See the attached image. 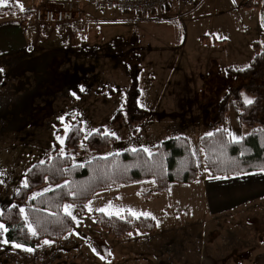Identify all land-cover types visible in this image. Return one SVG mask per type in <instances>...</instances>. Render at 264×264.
<instances>
[{"label":"rangeland","instance_id":"obj_1","mask_svg":"<svg viewBox=\"0 0 264 264\" xmlns=\"http://www.w3.org/2000/svg\"><path fill=\"white\" fill-rule=\"evenodd\" d=\"M40 1L4 0L0 5L15 4L24 10ZM235 1L203 0L198 11L188 13L191 8L181 6V18L174 11L167 20L140 21L152 14L101 9L86 1L82 3L84 16L66 25L21 22L18 16L0 18V213L14 202L13 194L24 184L26 170L50 155L54 142L59 152L70 153L73 163L95 156L85 139L99 127L117 138L101 155L138 147L150 151L158 142L183 134L190 140L196 161H203L199 138L211 131L226 100L224 127L229 138L248 133L250 128L240 122L230 92L249 79L227 68L247 66L256 38L235 33L231 9ZM201 34L220 40L207 46ZM130 72L138 77L139 104L147 113L138 125L128 122L125 115L112 121L122 107ZM181 83L195 88L174 90ZM260 83L264 91V80ZM241 93L243 100L245 96L252 100L243 89ZM190 121L193 128L183 126ZM77 122L84 139L77 151L69 152L64 138ZM154 185L153 179H147L97 191L86 202V214L78 213L71 202L64 203L73 205L75 228L50 240L51 245L42 239L32 252L4 243L0 229V264H207L205 244L200 243L198 249L192 244L197 237L191 227L194 216L180 215L175 209L174 189L171 193L151 191ZM48 188L43 185L33 195ZM168 198L171 208L166 211ZM100 208L107 215L128 209L151 213L157 229L115 238L94 224Z\"/></svg>","mask_w":264,"mask_h":264},{"label":"trees","instance_id":"obj_2","mask_svg":"<svg viewBox=\"0 0 264 264\" xmlns=\"http://www.w3.org/2000/svg\"><path fill=\"white\" fill-rule=\"evenodd\" d=\"M255 4L254 0H247L243 6ZM30 14V11L21 10L15 4L0 5V18L18 16L24 22ZM261 27L264 31V26ZM253 48L256 52L246 67L227 68L229 73L242 74L249 79L246 84L230 92V96L237 103L240 122L248 126L250 131L239 142H232L224 127V100L219 117L212 124L215 128L211 132L213 135L205 134L199 141L204 153L205 169L211 176L264 170V91L260 83L264 80V50L258 42L253 43ZM129 78L122 107L115 112L112 121H119L125 115L128 122L138 125L147 118V113L139 104L137 75L130 72ZM242 89L253 97L252 104L244 102ZM83 139L81 123H74L65 135L63 146L69 152L77 151ZM116 141L117 138L103 127L97 128L85 139L87 147L95 156L83 163H73L70 153L59 152L58 144L54 142L51 154L26 170L28 186H20L13 194L14 202L1 211L0 222L8 229L4 232V239L30 248L36 247L42 239L57 240L75 228V221L63 210L64 203L71 202L78 213L86 214L85 203L93 194L114 185L153 179L155 190L165 192L170 182L192 183L197 179L196 157L190 141L184 135L164 139L148 152L138 147L101 155ZM43 185H49V188L33 195ZM21 208L24 209L23 213ZM29 224L35 229V236L29 231ZM94 224L115 238L133 232H152L156 228L152 217L137 218L128 212L118 216L98 211L94 214Z\"/></svg>","mask_w":264,"mask_h":264},{"label":"crops","instance_id":"obj_3","mask_svg":"<svg viewBox=\"0 0 264 264\" xmlns=\"http://www.w3.org/2000/svg\"><path fill=\"white\" fill-rule=\"evenodd\" d=\"M246 1L236 0V5L231 8L235 12L233 15L235 18L233 24L235 33L241 34V36H245L249 40L256 38L252 40V47L254 42H258L261 49L264 50V31L261 27L264 0H254L256 2L255 5L244 7L243 4ZM202 2L203 0H200L187 13L194 10L198 11ZM180 7L176 6L167 11H159L152 14V17L141 19L140 21H149L157 18L167 20L174 15V11L181 18ZM199 38L207 43V46L210 45L208 43L216 45L220 40L216 36L209 37L208 34H201ZM149 48L154 49L155 47L149 46ZM255 52L254 49L253 56ZM180 88L192 90L195 86L184 85L183 83L174 86V90H180ZM186 99L189 101L190 107L195 105L191 100V96H187ZM192 123L190 121L189 124H184L183 126H192ZM214 129L211 125L209 133ZM196 160H198L197 157ZM197 166L198 176L195 181L192 183L170 182L168 190L161 192L171 193L174 189L175 209L180 215L190 213V215L194 216L195 222H192L191 227L194 228L192 229L194 230L193 234L197 237L194 240L195 242L192 243L193 246L198 249L201 247L200 243L202 244L203 242L205 244L204 247L208 252L207 264H264V170H251L234 175L211 176L205 169L204 156L203 161H197ZM153 189L155 190V185L151 188V191ZM168 200L169 203H165L164 207L166 211L171 208L170 198ZM125 212L131 214V212L124 210L120 215ZM182 227L184 225L180 228ZM156 229L157 224L154 231L142 233H155ZM71 232H68V234ZM136 233L138 232L131 234L134 235ZM128 236L129 234L124 237Z\"/></svg>","mask_w":264,"mask_h":264},{"label":"built area","instance_id":"obj_4","mask_svg":"<svg viewBox=\"0 0 264 264\" xmlns=\"http://www.w3.org/2000/svg\"><path fill=\"white\" fill-rule=\"evenodd\" d=\"M52 1V3H47ZM86 1L97 8H113L129 14H155L172 7H195L200 0H41L30 11L28 22L49 25L71 24L84 16L82 3ZM26 21V22H27Z\"/></svg>","mask_w":264,"mask_h":264},{"label":"snow or ice","instance_id":"obj_5","mask_svg":"<svg viewBox=\"0 0 264 264\" xmlns=\"http://www.w3.org/2000/svg\"><path fill=\"white\" fill-rule=\"evenodd\" d=\"M0 2H4V0H0ZM0 71H2V69H0ZM80 90H81V91H84V89H83L82 87H81ZM73 95H75V93H73ZM241 96H244V94L241 93ZM244 102H245L246 104H252V103H253V101H252L251 99L247 98L246 96L244 97ZM112 135H115V133H112ZM207 135L211 136V135H213V133H208ZM230 135H231V134H230ZM240 139H242V138H237V137L233 136V137H232V142H239ZM61 143H63V140H61ZM61 151L63 152V150H61ZM132 151L135 152L136 149H132ZM143 151L148 152L149 150H148L147 148H144ZM23 183H24V186H25V187L28 186V182H27V180H25ZM90 203H91V202H89V204H90ZM63 207H64V212L66 213V215H68V216L71 217L73 220H75L76 217L73 215V213H72V211H71L73 205L65 204ZM109 207H110V205H109ZM96 210H97V211H101V212H105V211H106L105 208H100V209H96ZM20 211H21V213H23V212H24V209L21 208ZM128 211L131 212V214H132L133 216L137 217V218H139L140 216H145V217H147V216H151V213H137V212L132 211L131 209H128ZM108 214L111 215L112 213L109 212ZM116 215L119 216V215H120V212H119V211L116 212ZM153 219H155V217H153ZM157 226H158V225H157ZM0 229H2L4 232H7V231H8V229L5 227V225H4L3 223H0ZM28 229H29V231L32 233V235L35 236V235L37 234L36 231H35V229L32 228L31 224L28 225ZM129 235H131V233H129ZM4 243H8V241L5 240ZM52 243H54V242H53V241H50V240H44V244H45V245H51ZM15 247H17V248H24V250H25V251H28V252H32V251H34V249H32V248H27V247H25V246H23V245H21V244H15ZM93 251H96V249H93ZM103 258H104V257L101 256V259H103Z\"/></svg>","mask_w":264,"mask_h":264},{"label":"water","instance_id":"obj_6","mask_svg":"<svg viewBox=\"0 0 264 264\" xmlns=\"http://www.w3.org/2000/svg\"><path fill=\"white\" fill-rule=\"evenodd\" d=\"M262 25L264 26V14H263V17H262Z\"/></svg>","mask_w":264,"mask_h":264}]
</instances>
